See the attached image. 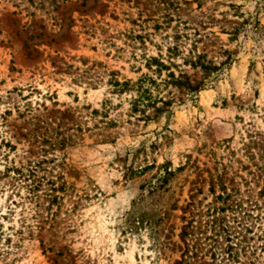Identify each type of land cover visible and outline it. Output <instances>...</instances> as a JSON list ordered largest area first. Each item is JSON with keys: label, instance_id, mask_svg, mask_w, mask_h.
I'll use <instances>...</instances> for the list:
<instances>
[{"label": "rangeland", "instance_id": "374dc122", "mask_svg": "<svg viewBox=\"0 0 264 264\" xmlns=\"http://www.w3.org/2000/svg\"><path fill=\"white\" fill-rule=\"evenodd\" d=\"M263 189L264 0H0V264H264Z\"/></svg>", "mask_w": 264, "mask_h": 264}, {"label": "trees", "instance_id": "16d2710c", "mask_svg": "<svg viewBox=\"0 0 264 264\" xmlns=\"http://www.w3.org/2000/svg\"><path fill=\"white\" fill-rule=\"evenodd\" d=\"M190 65L193 68L200 67L205 72L210 71H217V67H210L202 62V57L199 56L196 58L195 61H189ZM188 62V63H189ZM156 67L155 73L159 76L162 74L163 71H169V68L162 63L161 60L153 58L149 63V69L151 70L152 67ZM168 78L170 81H161V83H158L157 80L153 79L152 77L144 76L141 79H139L136 83H132L131 81H125L123 83H120L118 81H114L113 86L115 88V91L119 94L124 93H134L136 94L135 97L131 101V112L132 114L139 115V121H144L146 124L150 121L156 120L159 117H161L164 113L168 112V108L172 106V103L170 101H166L163 97H159L155 95V92H159L160 87L162 85H172L175 87H184L188 92L190 93H197L200 91L201 86H193L188 78L184 75H181L180 78H186L185 81H180L179 79H176L175 75L173 73H169ZM164 82V83H163ZM150 110H154V115L151 116L148 114ZM255 144V142H253ZM151 166L150 168H152ZM149 168V167H148ZM148 168H146L144 171H146ZM143 171V172H144ZM165 174L171 175L170 172L166 171ZM264 196V189L263 194ZM225 254L227 252H224ZM185 255V254H184ZM213 258L215 259V254L213 255ZM201 264H212L207 262H202Z\"/></svg>", "mask_w": 264, "mask_h": 264}]
</instances>
